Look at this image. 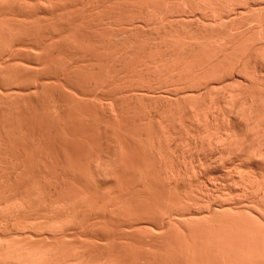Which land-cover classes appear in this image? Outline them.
Here are the masks:
<instances>
[{
    "label": "bare ground",
    "instance_id": "bare-ground-1",
    "mask_svg": "<svg viewBox=\"0 0 264 264\" xmlns=\"http://www.w3.org/2000/svg\"><path fill=\"white\" fill-rule=\"evenodd\" d=\"M7 2L0 158L28 193L2 212L28 239L0 264L68 231L72 264H264V163L228 144L264 113V0Z\"/></svg>",
    "mask_w": 264,
    "mask_h": 264
},
{
    "label": "rangeland",
    "instance_id": "rangeland-1",
    "mask_svg": "<svg viewBox=\"0 0 264 264\" xmlns=\"http://www.w3.org/2000/svg\"><path fill=\"white\" fill-rule=\"evenodd\" d=\"M1 2L3 1V0H0ZM6 1V3H8L7 2V0H5ZM9 2H10V0H9ZM54 97V96H53ZM3 157V156H2ZM0 158V164L1 165H5L6 166V168H4L3 166H1L0 167V177H1V175L3 176V173L5 172V170L4 169H7V167H10V166H12V164L10 165V163L11 162H13V159L10 157V156H7L6 158L8 159V160H10V163H8L9 165L7 166L6 164V162L8 161H6V158L4 157V158ZM8 157H10L11 159H9ZM2 159H3V161H5V162H3L2 161ZM5 159V160H4ZM61 161H62V159H61ZM6 163V164H2V163ZM3 167V168H2ZM11 168V167H10ZM62 168H63V171L67 168V165L66 166H62ZM3 169V170H2ZM10 170V169H9ZM2 171H4V172H2ZM10 172H11V170H10ZM9 171H8V169H7V172H5L6 174L8 173V175H6V176H3V178H5L6 179V177L11 181L12 179V181L9 183V181L8 180H2V178H0V181H1V183H0V186H1V188H0V238H2L1 239V241L2 240H6V238H7V240H8V238H12V237H14V235H17V236H15V237H17V238H19L20 239V237L21 236H19L18 234H20V235H23L22 237H21V239L20 240H22L23 241V237L25 236L24 235V233H21V232H18V231H13L15 228H16V225H18L17 223H16V225L13 223V221L14 222H16L17 220H18V222H19V220H20V222L19 223H21L22 221H24V219H25V217H23L22 215H19V214H15L14 215V217L15 216H17L16 218H14L13 216V218L9 215L10 213H8L7 212V214L6 213H4V212H2L3 210H6L7 208V206L9 205V206H12V204H14L15 205V203H22V200L20 201V197H19V195L23 192L24 194L25 193H28L27 191H24L25 189H21L20 190V188H22V185H20V184H16V183H20L19 182V180H18V178L17 177H14L13 178V173H11L12 175H10L9 173H10ZM53 172H55V175L57 174V172H59V168H54V171ZM11 177V178H10ZM16 178H17V181H15L16 180ZM2 182H4V184L2 183ZM15 182V186H17L18 188H16L15 186H13L14 184L13 183ZM6 183V184H5ZM3 184V185H2ZM10 184H12V185H10ZM9 185V186H8ZM21 186V187H20ZM67 186H68V184L65 182V186H64V189H62L61 191H60V194H61V192H63V194L65 195V193H66V191H68V189H67ZM13 187H15V188H13ZM24 188V187H23ZM72 188H74V187H72ZM18 189V190H17ZM75 189V188H74ZM74 189H72V195L71 196H74L73 195V190ZM80 189H83V187L82 186H80L79 187V189H78V192H79V190ZM20 190V191H19ZM76 190V189H75ZM22 191V192H21ZM21 192V193H20ZM70 192V193H71ZM81 192V191H80ZM5 193V194H4ZM19 193V194H18ZM76 194H77V192H75ZM2 194V195H1ZM4 194V195H3ZM59 192L58 193H54L53 191H52V209H53V215H52V218H54V220H57L58 218H60V219H71L73 216H68V215H65V216H60V214H58L56 211H57V209H59L60 208V205L61 204H63L64 203V201L65 200H67V198L65 197V198H60L59 197ZM75 194V195H76ZM79 194V193H78ZM26 195V194H25ZM2 196V197H1ZM17 196V197H16ZM21 196V198H23L22 197V194L20 195ZM67 196H68V194H67ZM68 197H70V196H68ZM75 197V196H74ZM73 197V198H74ZM10 198H12V199H10ZM24 198H25V196H24ZM9 199H10V201H9ZM6 200H7V203H6ZM14 200V201H13ZM25 200V199H24ZM23 200V201H24ZM5 201V202H4ZM13 201V202H12ZM11 203V204H10ZM20 203V204H21ZM5 204H7V206L5 207ZM13 205V206H14ZM12 206V207H13ZM6 208V209H5ZM9 208H11V207H9ZM68 216V217H67ZM76 217H79V216H76ZM16 220V221H15ZM10 224H13L12 226L14 227L15 226V228L13 229V230H11V231H13V232H11V234H9L10 233V228H11V225ZM9 227V228H8ZM12 227V228H13ZM68 231V230H67ZM15 232V233H14ZM75 236V234H73V232L72 231H68L67 232V234H66V238H64L63 240H59L58 239V237H60V236H57V237H55V238H53L52 239V241H53V245H56L57 246V250H55V251H57V252H55L54 251V253H53V255L54 256H52V264H62V260L60 261V262H57V263H55L56 262V260L58 261V259L60 260V259H65L66 258V261H64L65 263H63V264H66L67 263V261H68V259H70L69 257L71 256V254H73V252H76V251H74V249H77L76 248V246H78V245H76L75 244V242H76V236L75 237H70V236ZM19 236V237H18ZM3 237H5L4 239H3ZM25 237H27V239H28V236H25ZM25 237H24V240H25ZM17 238H15V239H17ZM29 238H31V237H29ZM13 239V238H12ZM38 239V238H37ZM36 238H35V240H37ZM11 240V239H10ZM18 240V239H17ZM20 240H18V241H20ZM31 240V239H30ZM35 240H33V241H35ZM13 241V240H12ZM15 241V240H14ZM32 241V240H31ZM3 243H4V241H2ZM77 242H79V239H78V241ZM6 243V242H5ZM10 243V242H9ZM79 251H77V253H78ZM80 253V252H79ZM75 254V253H74ZM68 256V257H67ZM63 257V258H62ZM73 256H71V258H72ZM75 258V257H74ZM73 259V258H72ZM72 259L71 260H69V262L67 263V264H72L71 263V261H72ZM55 261V262H54ZM73 263H75L74 261H72Z\"/></svg>",
    "mask_w": 264,
    "mask_h": 264
},
{
    "label": "clouds",
    "instance_id": "clouds-1",
    "mask_svg": "<svg viewBox=\"0 0 264 264\" xmlns=\"http://www.w3.org/2000/svg\"><path fill=\"white\" fill-rule=\"evenodd\" d=\"M251 99L255 100L256 98L252 97ZM233 117L243 125V132L241 134L235 133L233 139L228 142L230 147L237 154L264 163V113H257L254 109L253 115L249 119H241L239 115ZM96 170L102 173L105 178H109L108 171H111L112 168L101 167Z\"/></svg>",
    "mask_w": 264,
    "mask_h": 264
}]
</instances>
